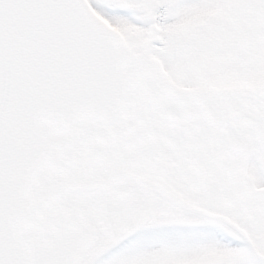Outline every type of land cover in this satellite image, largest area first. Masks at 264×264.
<instances>
[{"label":"snow or ice","instance_id":"1","mask_svg":"<svg viewBox=\"0 0 264 264\" xmlns=\"http://www.w3.org/2000/svg\"><path fill=\"white\" fill-rule=\"evenodd\" d=\"M0 264H264V0H0Z\"/></svg>","mask_w":264,"mask_h":264}]
</instances>
